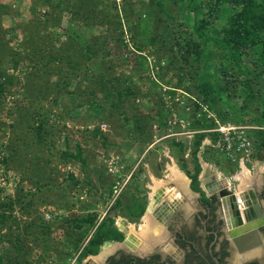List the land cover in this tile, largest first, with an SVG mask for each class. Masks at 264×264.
<instances>
[{
	"label": "rangeland",
	"instance_id": "obj_1",
	"mask_svg": "<svg viewBox=\"0 0 264 264\" xmlns=\"http://www.w3.org/2000/svg\"><path fill=\"white\" fill-rule=\"evenodd\" d=\"M0 2V211L28 230L39 212L57 226V239L22 237L14 250L11 224L0 222V264H68L65 242L88 237L69 223L92 208L103 215L113 202L106 197L114 181L125 193L151 191L155 182L174 186L186 214L192 212L196 195L189 181L167 179L163 169L175 163L186 176L194 174L196 154L228 175L247 171L249 178L232 179L238 190L262 182L261 168L249 173V163L242 169L216 146L223 136L216 128L226 123L245 130L250 159L264 139L263 48L248 43L238 65L231 45L217 41L224 27L239 32L231 3L218 15L207 8L196 17L190 0H91L84 8L92 10L88 19L62 7L60 25L41 23L32 50L24 46L28 3ZM38 2L40 16L56 10L55 3ZM202 18L209 23L199 38L193 25ZM73 43L90 51H77ZM209 80L212 91L205 96L201 85ZM48 210L57 217L47 220ZM137 234L142 237L140 228Z\"/></svg>",
	"mask_w": 264,
	"mask_h": 264
},
{
	"label": "flooded vegetation",
	"instance_id": "obj_2",
	"mask_svg": "<svg viewBox=\"0 0 264 264\" xmlns=\"http://www.w3.org/2000/svg\"><path fill=\"white\" fill-rule=\"evenodd\" d=\"M152 144L155 143L150 142L151 146ZM258 149V154L264 152L261 147ZM165 156L169 157V154H165ZM200 156L201 154L198 155V161L202 165V170L198 174L199 189L194 187L193 172L186 176L196 195L192 212L186 214V209L183 207L184 201L181 199L180 193H176L174 186L167 188V190L162 186L155 191L148 187L151 191L145 189V192L142 193L139 192L140 189L132 188L130 192L125 193L122 188L117 186L119 181H114V184L107 187L108 197L106 198H112L113 202L108 204L105 213L101 215L95 208L87 211L88 214L91 213L96 218L94 226L85 235V238L88 236L86 241L81 242L78 239L77 242H65L67 263L264 264V223L261 226L260 215L255 214L254 218L249 216V221L260 222L258 229L260 238L241 243L240 247L237 246L233 238L227 233L226 214L217 190L220 179L215 174H209L206 178L211 191L207 190L203 184L205 170ZM262 160H264L263 157ZM248 163L250 164L249 173H255V169L258 167L257 164L255 165V160L247 159L246 164L248 165ZM163 170L166 172L163 176L168 179L169 168ZM262 171L264 173V170ZM240 173H242L241 170L231 173L229 175L231 181L234 179L232 178L233 175ZM226 177L230 182L229 177ZM253 183V186H246L241 190L249 191L251 196L252 191L255 192L264 215V175L262 182L257 184V181L254 180ZM175 193L176 195H173ZM96 204L94 203L93 207ZM119 207H122L123 211H119ZM148 210H150L154 224L162 229L158 233L150 230L151 233L147 238L137 237L135 233H138L139 225ZM56 215L57 212H55V217H57ZM77 218L79 217L72 220ZM234 219L237 224L238 216H235ZM72 220L70 225H72L73 231L79 233L81 228L74 225ZM132 223L136 226L135 233L130 232L128 228ZM110 224L113 225L109 226ZM100 225H103L104 228L107 226L108 232L114 233L110 238L104 239L102 243H99L95 237ZM261 235L263 237L262 245ZM71 236H74L73 233L68 236L72 240ZM74 237L76 238V236ZM107 241H110L108 245H106ZM255 244H258L257 248L239 253V248L245 249ZM54 246L55 249H58L57 244Z\"/></svg>",
	"mask_w": 264,
	"mask_h": 264
},
{
	"label": "trees",
	"instance_id": "obj_3",
	"mask_svg": "<svg viewBox=\"0 0 264 264\" xmlns=\"http://www.w3.org/2000/svg\"><path fill=\"white\" fill-rule=\"evenodd\" d=\"M30 13L31 17L29 18L28 22L26 25H28V30H29V39L25 40L24 46L26 48H30L32 50L37 49V44L36 41L38 40V32L37 27L41 25V23H49V26L52 27H57L60 25L63 21V16L59 14L61 12V8H71L72 11L75 13L78 12L80 14V17L85 20L88 19L89 16L92 14L91 11L85 10L84 8L88 4H92L91 0H43L45 4L51 5L50 3H55L56 10L50 9L49 11L46 10L43 12L40 16V12L38 13L37 8L41 3L39 4L38 0H30ZM88 2V3H87ZM229 2L232 4V8L234 9L233 14L231 15L232 17L230 18L233 24L235 25V29H238L239 32L238 34H235L234 28L232 25L230 27H224L223 32H225V36L220 37L217 41L222 43L225 46L231 45V51L235 55V62L236 64L240 65L241 61L243 60V48L246 47L249 44H254L256 45L257 43L261 44V47L263 48V53H264V0H190V8L193 11V13L198 16L200 14L199 11H202L204 9L208 8L209 15L211 13H216L218 15V11L222 9V6L226 3ZM79 4L78 9L76 10V6ZM52 6V5H51ZM53 7V6H52ZM0 8H5V6L0 2ZM80 9V10H79ZM58 12V14H57ZM4 13L1 11L0 13V20L3 18ZM207 22L209 23L207 18H202L198 23L193 25V28L195 31L198 33L199 38L205 37L207 30H205V26L208 25ZM203 23V24H202ZM203 25V27L201 26ZM120 25V24H119ZM121 26V25H120ZM237 27V28H236ZM0 31H3L2 29V24L0 23ZM66 39L69 41L74 40V37L70 34H67ZM65 42V41H64ZM246 43V44H245ZM4 43L0 44L2 48H4ZM73 45L76 47V44L73 43ZM195 46L197 44L194 43ZM36 47V48H35ZM200 47V46H198ZM197 47V48H198ZM77 48V47H76ZM77 48V51H90L89 46ZM82 49V50H81ZM33 54V53H32ZM69 54H65V56L68 58ZM263 55V54H262ZM91 55H88L87 61L91 60ZM93 58V57H92ZM51 59H57V56H53ZM50 59V60H51ZM49 60H45V62H48ZM44 62V63H45ZM210 80L205 82L204 84L201 85L203 87V93L205 96H208L210 94L211 86H210ZM249 88H251L250 84H246ZM142 127V126H141ZM139 126V129H141ZM99 132V130H98ZM202 137H204V133L200 134L199 138L196 140L195 144L199 145V142L201 141ZM104 138L103 140L106 142ZM263 148V149H262ZM262 148L261 150H264V139L262 141ZM200 149V148H199ZM195 171L192 177L194 178V187L196 189H199V181H198V174L201 170L200 163L198 161V155L196 154L195 157ZM4 206L0 204V207ZM39 216L36 220V222L33 223V230H28L27 228H23L19 222L18 219L10 215L9 213H3L0 211V222L2 225H7L11 224V229L10 232L7 234H10L8 237V242L11 243L12 249L17 250L21 248L17 247H22V244H20V240L27 239L30 235L33 238L40 239L42 242L46 240V237L43 235H50L51 239H55L54 236V231L57 229L56 225L54 223H47L46 221L43 220L41 212H39ZM95 216L91 215V213L84 215L81 218H77L75 220V223L72 222L74 225H77L81 228L80 232L84 235L94 226L95 224ZM71 224V223H69ZM2 225H0V232L2 231ZM108 225V224H107ZM113 224H110L109 226H112ZM35 228V229H34ZM108 227L106 228L103 227V225H100L96 231V239L99 241V243L103 242L104 239L110 238L114 233L113 232H108ZM110 228V227H109ZM111 230V229H109ZM20 231V232H16ZM2 234V233H1ZM0 234V235H1ZM3 235V234H2ZM2 259V257H0ZM27 264H30L29 262H26Z\"/></svg>",
	"mask_w": 264,
	"mask_h": 264
},
{
	"label": "water",
	"instance_id": "obj_4",
	"mask_svg": "<svg viewBox=\"0 0 264 264\" xmlns=\"http://www.w3.org/2000/svg\"><path fill=\"white\" fill-rule=\"evenodd\" d=\"M200 152H202V150ZM200 159L203 163L205 170V172L203 173V176L205 175V179H203V184L207 187V190L211 191V188L209 187L210 184L206 178L209 174H215L220 179V183L217 186V190L221 196L224 212L226 214L228 226L227 233L233 238L234 243L240 247L241 243L252 241L253 239H259L260 235L258 229L260 226V222L255 220L249 221V216L254 218V215L257 214L261 217V226L264 223L263 211L255 192L252 191V196L247 190L240 192V196H242V198L244 199V208L240 210L239 205L236 201L235 193L232 192L228 187L227 177L218 171L216 165L204 163L202 156H200ZM235 216H238L237 224L234 219ZM109 243L110 241H107L106 245H108ZM262 243L263 237L261 235V245ZM257 245L258 244H255L254 246H249V248L245 249L239 248V253H243L248 249L257 248Z\"/></svg>",
	"mask_w": 264,
	"mask_h": 264
},
{
	"label": "built area",
	"instance_id": "obj_5",
	"mask_svg": "<svg viewBox=\"0 0 264 264\" xmlns=\"http://www.w3.org/2000/svg\"><path fill=\"white\" fill-rule=\"evenodd\" d=\"M208 110L207 108H204ZM215 122L217 125H220L217 118H215ZM237 128H241V126H235L233 123H226L225 125H220L219 128H216L220 130L222 133V140L217 143V147H220L221 150H224L226 154L228 155V159L231 162L239 161L241 168L245 167V163L247 162V159H250L251 151L250 149L244 148L248 141H246V137L242 135V133L245 132V130H238ZM237 176V175H235ZM233 175L232 178H235ZM230 182H228L229 189L235 193L236 195V201L239 205L240 210L244 208V199L242 196H240V192L238 189H236L232 185L231 178L229 177ZM45 217L47 220H50L52 217H55L54 212L52 210H48L45 212Z\"/></svg>",
	"mask_w": 264,
	"mask_h": 264
},
{
	"label": "bare ground",
	"instance_id": "obj_6",
	"mask_svg": "<svg viewBox=\"0 0 264 264\" xmlns=\"http://www.w3.org/2000/svg\"><path fill=\"white\" fill-rule=\"evenodd\" d=\"M169 171H170V174L168 176V179L173 180V181H178V183H181L182 181L184 182L185 180H187L186 174L177 166V164H175V163H173V165L169 164ZM244 176L248 177L247 171H245ZM244 176H241L240 174L238 175V177H239V179H241V181L245 180ZM187 181H185V182H187ZM160 187H162V185H159L156 182L154 183V185H151V189L154 191ZM167 188H169V187L164 186V189L167 190ZM242 190L240 189L239 192H241ZM128 228H129L130 232H134L133 224H130V226H128ZM139 228H140V234L142 235V237H145V238H147L149 236V233H151L150 230L153 231L154 233H158V230L160 232V229H161L160 227L155 225L154 222L152 221V219L150 218V210L147 211L146 215L144 216V222L140 224ZM135 234L137 237H141L137 233H135ZM140 241H142V240H140Z\"/></svg>",
	"mask_w": 264,
	"mask_h": 264
},
{
	"label": "crops",
	"instance_id": "obj_7",
	"mask_svg": "<svg viewBox=\"0 0 264 264\" xmlns=\"http://www.w3.org/2000/svg\"><path fill=\"white\" fill-rule=\"evenodd\" d=\"M28 4L27 6L30 7V0H25ZM28 19L31 17V13H30V8L27 10L26 14H25ZM3 18L5 19V17L3 16ZM4 19H3V22H4ZM259 150V149H258ZM258 150H256V155L254 157V160H255V165L257 164V168L255 169V171H257L258 169L261 168V171L264 170V160H262V157L264 158V152H260L261 154H258ZM219 171V170H218ZM220 172V171H219ZM222 174H224L225 176H228L229 175L227 174V172H221ZM250 180V179H249Z\"/></svg>",
	"mask_w": 264,
	"mask_h": 264
}]
</instances>
